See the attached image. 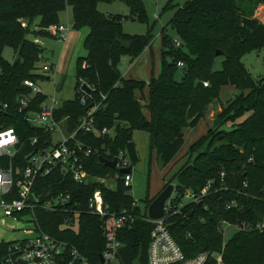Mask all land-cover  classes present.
Listing matches in <instances>:
<instances>
[{
    "label": "trees",
    "instance_id": "16d2710c",
    "mask_svg": "<svg viewBox=\"0 0 264 264\" xmlns=\"http://www.w3.org/2000/svg\"><path fill=\"white\" fill-rule=\"evenodd\" d=\"M98 1L115 0H0V54L4 47H10L15 54L12 62L0 55V101L6 103V110L0 111V125L12 127L20 143L27 137H37L39 145L48 144L49 134L26 122L15 101L17 95L28 93V89L20 85L21 79H45L31 73L43 47L26 39L25 35L30 33L28 24L34 17L38 18L36 26L43 28L57 24V12L70 7L71 27L74 30L86 28L82 39L86 53L76 57L74 62L73 97L61 101L52 115L55 119L65 117L64 129L70 132L89 109L87 106H95L91 112L94 129L105 128L109 133L103 136L76 133V137L93 150L85 162V170L96 177L114 174L117 169L104 165L98 157L110 159L119 150L126 152L132 164L136 157L131 141L133 130L147 132L149 149L155 151L156 159L164 166L180 148L184 129L194 127L205 115L207 106L218 101L220 87L229 85L237 93L221 106L214 117L216 124L188 146L186 152L190 162L186 161L173 174L172 200L178 202L185 189L197 190L219 170H224L229 188L236 187L245 178L249 183L248 190L255 192L264 183V72L256 81L252 80L240 58L264 46V20L253 16L255 8L264 7V0H189L181 5H171L173 12L167 24L174 29L178 45L165 37L162 28L159 71L147 82V98L143 105L134 91L140 94L145 83L123 78L117 63L122 55L128 56L129 60L137 57L150 44L151 34L124 33L122 16L99 12L96 9ZM120 1L128 7L129 18L145 20L139 0ZM168 6L171 7L170 2L164 7ZM22 19L26 20L25 25ZM33 35L43 36L40 32ZM116 38L130 41V47L122 49ZM215 50L222 56L217 70L212 67ZM177 69L181 71L178 80L174 78ZM80 80L91 86L84 103L79 101ZM202 82H206V86ZM44 99L43 93L34 94L24 110L38 111ZM245 112L249 114L243 120L234 122ZM225 121L232 122L229 130L217 128V124ZM31 149L23 143L12 164L22 167L24 153ZM249 154L253 160L246 162ZM169 183L171 180L160 190ZM34 188L37 191L47 189L50 193L67 192L80 209L98 189L110 211L125 209L137 216L116 234L121 242L117 264H147L146 247L151 224L143 218L146 206L160 190L146 198L143 210H140L127 193L129 187L123 186L120 178L116 179L112 189L97 181L78 184L57 168L37 177ZM231 195L220 190L208 196L204 199L208 205L205 210L197 203L183 206L180 213L170 216L168 230L185 256L205 250L221 251L223 264H264V231H238L221 245V235L216 228L218 220L248 218L254 221L264 211L263 204L250 199L244 200L242 211L226 210L222 199ZM189 211L192 212L189 214ZM35 213L42 230L72 244L87 264H108L98 260L104 238L97 216L82 210L77 216L76 229L71 230L59 228L61 220L55 212L39 209ZM200 216L203 221H199ZM7 244L0 242V264Z\"/></svg>",
    "mask_w": 264,
    "mask_h": 264
},
{
    "label": "built area",
    "instance_id": "2783aa9c",
    "mask_svg": "<svg viewBox=\"0 0 264 264\" xmlns=\"http://www.w3.org/2000/svg\"><path fill=\"white\" fill-rule=\"evenodd\" d=\"M43 30L48 36L60 39H63L67 33L66 27L59 23L49 24L43 27ZM173 42L178 45L177 39ZM38 57L31 73L44 76L47 79V75L53 72V66L48 62H42L38 66L37 62L42 59L41 54ZM177 65H180V63H177ZM39 80L43 79L29 77L21 79L20 85L28 89V93L17 95L15 101L18 108L24 113L26 122L41 128L43 132L49 134L48 144L45 146L39 145L37 137H27L20 143L12 127L3 128L0 125V133H7L11 130V134L15 137L8 144L0 145V212L2 216L14 220L26 217L28 218L27 222L30 224V234L27 237L7 242L1 264H87L86 259L72 244L42 230L36 220L35 212L39 209L59 214L61 220L59 228L62 229H76L77 216L82 210L97 216L104 238L103 250L100 253L103 263L117 264L121 242L117 239L116 234L118 230L130 224L137 217L135 214L127 212L125 209L110 211L107 204L103 202L98 189L92 192L87 198L84 208L80 209L76 201H71L70 194L67 192L50 193L47 189L37 191L34 188L37 177L45 176L55 168L59 169L64 175H68L75 183L87 184L97 181L103 184L100 180L105 176L96 177L85 170V162L93 150L89 145L79 140L76 133L90 132L101 136L109 133V130L105 128L98 131L94 129L91 117V112L95 108L93 104L77 120L75 128L70 132H66L63 125L65 117L55 119L52 115L53 110L59 105L57 99L42 92L37 84ZM81 84H85L90 91L91 86L84 81L80 80L79 82V101L84 103L86 96L89 94L81 90ZM206 84V82H202L203 86H206ZM37 93L45 95V99L39 105V110H24L29 105L31 96ZM5 110L6 103L0 101V111ZM54 133L58 134V139H53ZM23 143H27L32 149L24 153V165L19 167L13 165L12 162L16 154L20 152ZM110 159L114 160V168L117 169V172H120L119 170L122 168L129 169L127 172H120V176L117 172L110 175L114 184L116 179L120 178L122 185L129 187L131 162L126 152L119 150ZM252 160V155L249 154L246 157V162ZM225 176L224 170H219L215 176L207 178L197 190L185 189L176 203L172 200L174 183H169L172 185V191L163 202L162 215L157 219H148L145 214L143 218L151 224L146 247L147 264H223L221 251L205 250L191 256H185L171 236L167 226L170 216L180 213L185 205L202 204V209L205 210L208 205L204 202V199L220 190L232 193L229 198L222 199V206L226 210L242 211L246 199L264 205V183L253 192L248 190L249 183L244 178L239 181L236 187L229 188L225 183ZM30 196H32V200ZM191 212L189 211V214ZM199 221H203L202 216L199 217ZM216 228L221 235V245L227 240L226 233L228 229H231L230 236L238 231L263 232L264 211L254 221L248 218L220 219ZM220 250H222V246Z\"/></svg>",
    "mask_w": 264,
    "mask_h": 264
},
{
    "label": "rangeland",
    "instance_id": "374dc122",
    "mask_svg": "<svg viewBox=\"0 0 264 264\" xmlns=\"http://www.w3.org/2000/svg\"><path fill=\"white\" fill-rule=\"evenodd\" d=\"M144 11L145 20L139 21L136 18L131 19L128 17V7L124 2L115 0L112 2L98 1L96 3V9L104 14H119L122 16L121 26L125 33L130 35H141L147 32L151 34V47L149 48V55L143 63L138 60L136 66V73L134 74L137 79H142L149 75L151 69H156L159 62V52L161 48L160 31L163 27L162 33L165 37L175 40L176 33L171 25L165 24L166 20L170 16L172 9H163L167 0H139ZM189 0H170L173 5H181ZM264 7L259 6L254 9L253 16L264 20ZM38 18L34 17L28 24V30L30 33L25 35L28 40H38L41 42L42 59L37 62L40 66L42 62L52 63L56 70L49 75L47 79L39 80L38 86L42 92L46 95L54 96L57 102L60 103L63 100H68L73 97V83H74V60L77 56H84L85 49L82 46V38L79 39L75 33V30L71 27V8L67 7L64 10L57 12V21L59 24L66 27L69 30L72 37L68 40L60 38H54L48 36L43 28L36 26ZM23 24H26V20H21ZM40 32L43 36H34L33 34ZM66 40V41H65ZM36 42V41H34ZM1 57L7 62H12L15 59V54L10 47H4L1 51ZM128 56H121L117 63V69L120 73L124 72L127 66ZM222 56H216L213 61V69L220 68V61ZM240 61L249 73L252 80L256 81L264 72V46L257 50L241 56ZM153 71V72H154ZM181 71L176 70L174 78L179 79ZM54 83V84H53ZM246 90H243L245 93ZM237 93L232 86L225 85L220 87L218 93V101H213L207 106L205 115L198 120L194 127L184 129L182 135V144L176 152L173 159L164 166L156 159L155 151L149 149L148 146V134L143 130H133L131 132V141L133 143L135 151V160L131 164V181L128 195L136 202L138 208L143 210L144 202L150 197H153L162 187V185L171 180L175 182L173 174L188 160L187 148L200 136L204 135L207 128H211L216 124L214 121L215 115L221 110V106L228 100L232 99ZM140 98V103L143 105L145 101ZM144 112H146L143 109ZM217 112V113H215ZM249 112H245L242 115L235 118L234 122L243 120ZM230 121L220 122L217 124V128L222 130H229L231 128ZM123 124V123H122ZM111 132V131H110ZM57 133L53 134V139H58ZM193 155L191 156V158ZM104 186L108 188L114 187V181L110 175L105 176L100 180ZM173 193V192H172ZM26 217H21L18 220L8 218L1 215L0 212V242H12L30 234V224L27 222ZM231 234V229L227 230L226 237Z\"/></svg>",
    "mask_w": 264,
    "mask_h": 264
},
{
    "label": "water",
    "instance_id": "95a60500",
    "mask_svg": "<svg viewBox=\"0 0 264 264\" xmlns=\"http://www.w3.org/2000/svg\"><path fill=\"white\" fill-rule=\"evenodd\" d=\"M115 41L119 44V46L127 50L130 47V41L123 40L116 38ZM219 51L215 50L214 55L217 56L219 55ZM81 90L84 91L86 94L90 93V89L85 85L81 84L80 86ZM92 104H89L87 108L91 107ZM217 113V112H215ZM216 116V115H215ZM99 160L106 166L110 168H114V160L113 159H106L103 157H98ZM129 169L128 168H122L119 171L120 172H127ZM172 191V185L171 184H166L148 203L146 206V216L148 219H157L159 218L162 213H163V202L169 197L170 193ZM31 200H32V196ZM98 260L100 263H103V258L100 254H98Z\"/></svg>",
    "mask_w": 264,
    "mask_h": 264
},
{
    "label": "crops",
    "instance_id": "0c3cea01",
    "mask_svg": "<svg viewBox=\"0 0 264 264\" xmlns=\"http://www.w3.org/2000/svg\"><path fill=\"white\" fill-rule=\"evenodd\" d=\"M168 2H170V0H167L166 1V3H165V5L168 3ZM164 5V6H165ZM171 5H173L171 2H170V6ZM163 6V9H172V6L171 7H164ZM67 8V7H66ZM65 8V9H66ZM172 12H173V9H172ZM172 12L170 13V16H171V14H172ZM170 16L168 17V19L166 20V22H165V24L164 25H166L167 24V21L169 20V18H170ZM263 16H264V13H263ZM131 18V17H130ZM132 19V18H131ZM164 26H162L160 29H162ZM75 33H76V35H77V37L79 38V39H83V37H84V35H85V33H86V28H81V29H78V30H75ZM125 33V32H124ZM126 34H128V33H126ZM69 37H72L71 36V34H70V32H69V30H67V33H66V36H65V39L66 40H68V38ZM65 40V41H66ZM34 41H36V43L37 44H39L40 46H41V42L40 41H38V40H34ZM151 47V41H150V44L149 45H147L142 51H141V53L137 56V57H135L134 59H132V60H127V66H126V68L124 69V72H122V73H120L121 74V76L123 77V78H133V79H137L136 78V76L134 75V74H137L136 73V66H137V64H138V60H141L143 63H145V60L147 59V56L150 54L149 53V48ZM161 49V48H160ZM159 55H160V52H159ZM41 56H42V54H41ZM122 56H126V55H122ZM78 57V56H77ZM76 59V58H75ZM74 62H75V60H74ZM51 65L53 66V74H54V71L56 70V67L51 63ZM154 71V69H151V71H150V73H149V75H147L146 77H143L142 79H137V80H142L144 83H145V86H144V88L142 89V92L139 94L137 91H134V95L136 96V97H139L140 95H141V99L143 100V101H146V98H147V82H148V80H149V78L151 77V76H156V74L158 73V71H159V62H158V67H156V69H155V71ZM54 84V83H53ZM46 95V94H45ZM144 114H145V116H147V114H146V112H144Z\"/></svg>",
    "mask_w": 264,
    "mask_h": 264
},
{
    "label": "clouds",
    "instance_id": "9594fccd",
    "mask_svg": "<svg viewBox=\"0 0 264 264\" xmlns=\"http://www.w3.org/2000/svg\"><path fill=\"white\" fill-rule=\"evenodd\" d=\"M5 136L7 137L6 139ZM14 139L15 137L11 134V130H9L7 133H0V145L8 144Z\"/></svg>",
    "mask_w": 264,
    "mask_h": 264
}]
</instances>
